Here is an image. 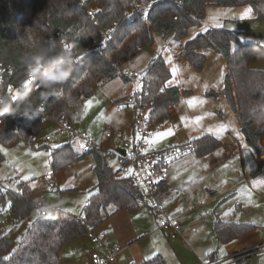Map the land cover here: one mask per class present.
<instances>
[{"label":"trees","instance_id":"16d2710c","mask_svg":"<svg viewBox=\"0 0 264 264\" xmlns=\"http://www.w3.org/2000/svg\"><path fill=\"white\" fill-rule=\"evenodd\" d=\"M132 1L0 0V65L10 69L5 73L6 83L25 81L28 62L33 55L54 57L67 47L71 54L77 51L84 54L80 60L73 61L72 75L56 86L55 94L42 101L39 93L44 90L36 87L33 113L27 117H0V143L10 145L24 140L35 145L47 120L59 122L62 116L73 120L81 114L84 100L94 94L96 84L120 75L129 80L122 72L127 61L152 46L157 35L184 40L191 28L202 25L208 5L251 6L259 13L264 3V0H139L153 3L152 8L136 11L130 17L128 11ZM87 8L94 10L93 17L89 16ZM113 27L112 39L103 48L95 50L94 45L102 39L101 31ZM203 49L224 56L227 74L221 93L236 112L248 146L257 155L264 154L261 145L264 70L251 67V60L263 49L257 44L242 43L236 31L210 28L183 44V57L197 72H202L207 62ZM171 78L166 60L162 56L153 58L145 71V95L140 105L149 108L151 125L158 126L168 119L171 108L180 100L179 88L167 86ZM36 85L38 83L33 84ZM208 95L220 94L211 91ZM191 142L198 156H204L222 144L209 134ZM84 155H93L97 177L95 193L84 209V216L62 211L44 212L14 252H11L10 240L0 229V264H63L61 252L67 242L98 229L116 211L134 210L145 204L134 185L108 166L101 147L92 146L84 151ZM79 157L71 145H63L52 150V169L57 173ZM4 161L5 156L0 150V167ZM8 202L10 211L18 219L26 218L38 206L30 185L22 180L18 181L16 189L2 190L0 187V204ZM214 230L218 240L228 244L254 233L256 227L217 219ZM145 264H164V259L157 256Z\"/></svg>","mask_w":264,"mask_h":264},{"label":"crops","instance_id":"0c3cea01","mask_svg":"<svg viewBox=\"0 0 264 264\" xmlns=\"http://www.w3.org/2000/svg\"><path fill=\"white\" fill-rule=\"evenodd\" d=\"M172 38H166L169 44L166 43L162 50L168 66L175 71L167 86L179 88L181 94L179 102L171 108L170 117L158 126L161 130L168 126L165 123L173 120L174 108L180 127L176 130L171 125L173 130L169 131L170 137L167 139L164 131L160 137L162 139L156 140L151 128L158 126L150 125L152 147H173L206 134L213 135L222 144L204 156L193 153L170 165L168 182L162 187L160 201L167 216L180 224L177 233L163 231L160 226L165 237L157 238L159 245L156 244V247H149L143 242L150 237H158L159 228L154 220L158 224L160 217L147 204H141L134 210L121 209L96 229L106 235L102 242L93 241L88 234L67 242L61 252L63 264H90L93 252H99L102 256L116 254L115 264H145L157 256L168 264L166 260L170 254L166 248L171 247L177 255L176 243L173 244L174 241H169V238L183 239L187 228L196 222L201 226L200 236L207 238L208 242L195 256L202 261L207 259L203 264L217 263L214 257L210 260V234L215 233L214 223L217 219L256 227L254 233L226 244L232 255L256 245L251 238H256L264 222V154L257 155L248 146L236 112L221 93L227 74L226 60L223 55L222 58L216 56L214 50H202L208 56L207 61L209 56H215L213 67L218 66L222 72L223 81H219L221 87L216 90L206 82L213 78L210 70L207 71L209 66L205 65L202 72L194 70L183 57L185 41ZM201 80L206 84L197 87ZM211 91L220 95L209 96ZM198 92L204 96L200 102L195 99ZM261 145L264 148V136Z\"/></svg>","mask_w":264,"mask_h":264},{"label":"rangeland","instance_id":"374dc122","mask_svg":"<svg viewBox=\"0 0 264 264\" xmlns=\"http://www.w3.org/2000/svg\"><path fill=\"white\" fill-rule=\"evenodd\" d=\"M246 10L250 11L246 12ZM259 13L261 16H259ZM259 13L254 11L251 6L223 7L208 5L202 25L191 28L183 41H189L198 34L205 33L210 28H226L236 31L242 43L257 44L259 41H264V3L259 8ZM166 43L169 44L166 38L162 39L157 35L152 46L145 48L122 66V72L130 71L144 75L153 58L165 57L162 50ZM234 48H236V45H234ZM214 54L222 58V54L219 52L216 51ZM214 58L213 55L209 56L206 63V66H209L207 71L210 70L209 74L213 77L209 80L210 82H206L216 89L221 87L219 81L221 79V82L223 81V76L218 66L217 68L213 67L215 65ZM251 66L254 69L264 70V49L252 59ZM170 69L175 75L174 68L170 66ZM200 82L197 87L206 84L205 81L201 80ZM139 84V80H131L130 78L126 80L121 75L96 84L94 94L84 100L81 114L73 118L72 121L76 130L94 138L95 143L101 147L105 154L108 166L113 171H119V175L124 165L117 151L119 146H123L125 141L130 140L131 121L138 112L134 106L123 108V103L137 91ZM202 95L199 92L195 95L197 102H200L204 97ZM113 109L118 110L116 117L122 120V123H116L114 118L111 125L108 126L105 117H108ZM172 114L174 115L173 120L165 123L168 126L164 130H161L159 126L151 128L153 138L161 140L160 137L164 135L165 131L168 139L173 130L171 125H174L176 130L179 129V118L174 108ZM108 127L119 131L123 138L121 140L104 138V130ZM58 132V122L47 120L39 141L35 145H31L24 140H19L10 145L0 143V150L5 156V161L0 167L1 189H16L18 181L22 180L30 185L38 205L26 218L18 219L10 211L9 202L0 204V229L12 244L11 252L17 249L25 233L44 213L43 208L47 207V212L62 211L83 217L84 209L95 193L97 177L93 155H84L80 141L75 139L70 141L67 137L59 135ZM48 135H53L55 138L52 141H47L46 137ZM67 144L71 145L80 157L55 173L51 166L52 150ZM154 221L157 228L162 225L161 217L158 224L156 220ZM160 229L158 237H150L143 243L149 245V247H156V244H158L157 238L159 240V238L165 237L164 230ZM200 235H202L201 226L196 222V224L192 223L187 228L183 239L169 238V241H174L173 244L176 243L177 255L172 252L174 250L171 247H169L170 249L166 248V251L170 254L167 260L165 259L166 262L168 264H203L207 261V259L202 261L195 256V253L200 254L199 251L208 242L207 238ZM251 240L256 244L253 248L261 249L264 247V222L259 227L256 238H251ZM262 241L263 243H260ZM231 252L226 244L218 241L215 233L210 234V260L211 257H214L218 263L227 261L232 255ZM228 264H264V250H260L249 258Z\"/></svg>","mask_w":264,"mask_h":264},{"label":"built area","instance_id":"2783aa9c","mask_svg":"<svg viewBox=\"0 0 264 264\" xmlns=\"http://www.w3.org/2000/svg\"><path fill=\"white\" fill-rule=\"evenodd\" d=\"M152 6L153 3H144L143 1L133 0L128 11V15L132 17L136 11L141 9L148 11L152 8ZM87 11L90 17L94 16V10L92 8H87ZM174 20H177V17H174ZM113 32L114 27L111 29L102 30V39L94 45V49L99 50L103 48L107 41L112 39ZM257 46L264 49V41L259 42ZM65 51L70 53V59L72 61H78L84 55L80 51H77L75 54H71L68 47ZM9 70V68H5L0 65V95L10 96L21 84L6 83L5 73ZM124 74L131 80H139L140 84L137 91L123 103V108L134 106L138 112L136 113L132 124L130 125V140L125 141L123 146H119L117 151V154L124 165L120 175L123 179L131 182L134 185L143 198L145 204L150 206L154 212L159 217H161V228L165 231L177 233L181 226L174 219H171L167 216L165 208L160 201V192L162 187L168 182V171L170 165L195 153V147L192 142L164 149H154L152 147V142L150 139L151 132L149 129L151 124L149 123L148 119L149 108L144 109L140 107L145 95V74L141 75L139 73H132L130 71H125ZM27 79L28 77L25 79V81ZM35 83H38V81H33V84ZM57 89L58 88L56 87V90ZM72 121L73 120H71V118L62 116L61 120L58 122V134L67 137L70 141L73 139L80 141L82 144L81 148L84 151L92 146H98L95 143L93 137L76 130ZM106 123L108 126L111 125V123ZM103 137L121 140L123 135L116 129L108 127L104 130ZM54 138L55 137L53 135H48L46 140L52 141ZM119 149H124L125 154L122 155L119 152ZM88 235L95 242H102L106 237L104 232H97L96 230H89ZM262 249L264 250V247L261 249L249 248L231 255L227 261L213 264H228L232 262H238L244 258H249L255 255ZM116 261V254L111 253L107 256H102L99 252H93L91 255L90 264H115Z\"/></svg>","mask_w":264,"mask_h":264},{"label":"clouds","instance_id":"9594fccd","mask_svg":"<svg viewBox=\"0 0 264 264\" xmlns=\"http://www.w3.org/2000/svg\"><path fill=\"white\" fill-rule=\"evenodd\" d=\"M73 71V61L70 59V53L66 51L54 57L45 54L31 56L28 62V82L21 83L10 96L0 95V117L29 116L35 111L33 92L36 87L44 90L39 93V98L43 101L48 95L55 94L56 86L66 81ZM33 81H38V85L34 87ZM117 111L113 109V112L105 117L106 122L112 123L115 118L116 123H122V120L116 117ZM42 211L47 212L48 208L45 207Z\"/></svg>","mask_w":264,"mask_h":264},{"label":"water","instance_id":"95a60500","mask_svg":"<svg viewBox=\"0 0 264 264\" xmlns=\"http://www.w3.org/2000/svg\"><path fill=\"white\" fill-rule=\"evenodd\" d=\"M119 152L124 155L125 154V150L124 149H119Z\"/></svg>","mask_w":264,"mask_h":264},{"label":"snow or ice","instance_id":"6c2138e0","mask_svg":"<svg viewBox=\"0 0 264 264\" xmlns=\"http://www.w3.org/2000/svg\"><path fill=\"white\" fill-rule=\"evenodd\" d=\"M247 11H250V10H246V12H247ZM25 82L27 83L28 81L26 80ZM129 171H131V170H129Z\"/></svg>","mask_w":264,"mask_h":264}]
</instances>
